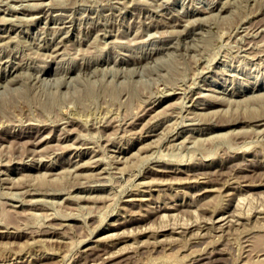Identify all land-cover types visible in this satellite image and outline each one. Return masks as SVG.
I'll return each mask as SVG.
<instances>
[{
    "label": "rangeland",
    "instance_id": "374dc122",
    "mask_svg": "<svg viewBox=\"0 0 264 264\" xmlns=\"http://www.w3.org/2000/svg\"><path fill=\"white\" fill-rule=\"evenodd\" d=\"M53 1L47 0L46 4V0H0V70H3L0 71V99H3L0 108L5 109L0 111V124H4L3 129L0 126V264H264V133L261 134L264 131L261 129V126L264 128V112H261L264 111V97H260L264 96V0H228L230 4L225 3L227 0H224L225 4L223 0H137L139 3L132 0L128 5L131 0L127 3L126 0H118L119 3L117 0H111V3L110 0ZM33 4L37 5L34 10L31 8ZM13 6H20V10ZM35 15L39 18L33 17ZM18 16H24V19ZM27 16L32 19L26 20ZM50 25L52 31L49 32ZM69 27L71 31H68ZM65 33L67 36L62 38ZM5 35L9 39H5ZM76 35L82 37L83 42ZM76 38L82 43L78 39L76 42ZM43 52L50 54L47 57ZM114 57L119 59L117 63ZM83 62L95 63V67ZM28 66L31 67L28 69ZM34 66L40 68L37 70ZM85 66L89 68L85 69ZM27 75L31 77L28 79ZM169 86H175L176 90L169 89ZM228 93L235 99L232 100ZM223 97L229 100L225 102ZM155 111L157 113L153 115ZM193 111L197 114L194 115ZM234 111L235 114H230ZM236 114L233 120L232 116ZM186 115L192 116L188 118ZM248 116L255 121L252 118L250 121ZM203 129H206L205 133ZM249 129L253 131L250 133ZM256 129H260L258 137ZM72 144L76 148H72ZM38 157H44L43 161ZM76 158L86 166L80 165ZM97 160L98 164L92 168ZM88 162L91 164L87 166ZM73 164L80 165L78 169L75 167L77 172ZM161 168L165 170L161 171ZM96 169L102 172H96ZM78 172L80 175L76 174ZM4 177L10 178V182ZM184 177L187 180L184 181ZM136 183L140 191L134 188ZM29 187L35 188L28 190ZM25 188L28 189L24 193ZM222 214L224 222L220 219ZM173 225H177L175 229ZM50 226L55 227L53 231ZM11 230L15 232L10 233ZM191 233L193 237H188ZM36 255L39 258L36 259ZM101 255L109 257L104 259ZM98 260L102 261L96 263Z\"/></svg>",
    "mask_w": 264,
    "mask_h": 264
},
{
    "label": "bare ground",
    "instance_id": "6f19581e",
    "mask_svg": "<svg viewBox=\"0 0 264 264\" xmlns=\"http://www.w3.org/2000/svg\"><path fill=\"white\" fill-rule=\"evenodd\" d=\"M42 1H43V0H42ZM48 1H50V0H48ZM51 1L54 2L53 0H51ZM107 1H108V0H107ZM113 1H114V0H113ZM129 1H130V0H129ZM135 1H136L137 3H139V1H137V0H135ZM225 1H226V0H225ZM225 1H224V0L222 1L223 4H225V3H226V4H230V2H228V0H227V2H225ZM230 1H231V0H230ZM234 1H236V0H234ZM237 1H238V0H237ZM57 2H58V1H57ZM115 2H116V0H115ZM115 2H114V3H115ZM117 2H118V0H117ZM122 2H124V1H122ZM122 2H121V3H122ZM125 2L127 3V0H126ZM136 2H135V3H136ZM218 2H219V1H218ZM224 2H225V3H224ZM232 2H233V0H232ZM232 2H231V3H232ZM31 3H33V2H31ZM31 3H30V5H31ZM36 3H37V2H35V4H36ZM39 3H41V1H40ZM50 3H51V2H50ZM55 3H56V0H55ZM55 3H54L53 5H55ZM109 3H111V0H110ZM118 3H119V2H118ZM121 3H120V4H121ZM126 3H122V4H126ZM131 3H132V0L130 1V3H127V5H128V4H131ZM137 3H136V4H137ZM141 3H142V2H141ZM219 3H220V2H219ZM219 3H218V4H219ZM27 4H29V3H27ZM35 4H33V5H32L33 7H31L33 10H34L35 7H37V5H35ZM37 4H38V3H37ZM46 4H47V0H46ZM48 4H49V2H48ZM136 4H135V5H136ZM142 4H143V3H142ZM23 5L25 6L26 4H23ZM34 5H35V7H34ZM40 5H42V4H40ZM43 5H44V4H43ZM43 5H42V6H43ZM106 5H107V4H106ZM127 5H124V7L127 6ZM220 5H221V4H220ZM220 5H219V6H220ZM20 6H21V5H20ZM20 6H19V7H20ZM28 6H29V5H28ZM51 6H52V5H51ZM51 6H49V8H51ZM104 6H105V5H104ZM129 6H133V4H132V5H129ZM129 6H128V7H129ZM213 6H214V5H213ZM227 6H228V5H227ZM13 7H14V6H13ZM19 7H16V8L14 7V9H17V10H18ZM26 7H27V5H26ZM29 7H30V6H29ZM29 7H28V8H29ZM47 7H48V6H47ZM52 7H53V6H52ZM54 7H56V6H54ZM105 7H106V6H105ZM114 7H115V5H114ZM120 7H121V6H120ZM120 7H119V8H120ZM128 7H126V8L129 9ZM211 7H212V6H211ZM215 7H216V5H215ZM217 7H218V6H217ZM223 7H224V5H223ZM9 8H10V7H9ZM11 8H12V6H11ZM23 8H24V7H23ZM23 8H22V9H23ZM39 8H40V7H39ZM41 8H42V7H41ZM44 8H45V7H44ZM102 8H103V6H102ZM106 8H107V7H106ZM126 8H125V9H126ZM130 8H131V7H130ZM146 8H147V7H146ZM224 8H225V7H224ZM7 9H8V7H7ZM7 9H6V11H7ZM12 9H13V8H12ZM12 9H11V10H12ZM55 9H56V8H55ZM107 9H108V8H107ZM110 9H111V8H110ZM121 9H124V8L121 7ZM121 9H119V11H120ZM147 9H148V8H147ZM214 9H215V8H214ZM216 9H217V8H216ZM216 9H215V10H216ZM221 9H223V8L220 7V10H221ZM227 9H228V8H227ZM19 10H20V8H19ZM27 10H30V9H27ZM38 10H39V9H38ZM38 10H37V11H38ZM43 10H44V9H43ZM48 10H50V9H48ZM114 10H115V9H114ZM145 10H146V9H145ZM148 10H149V9H148ZM195 10H196V9H195ZM195 10H194V11H195ZM199 10H200V8H199ZM199 10H198V11H199ZM202 10H204V9H202ZM202 10H201V11H202ZM205 10H206V9H205ZM225 10H226V9H225ZM4 11H5V10H4ZM6 11H5V13H6ZM12 11H14V10H12ZM30 11H31V10H30ZM39 11H41V9H40ZM51 11H52V9H51ZM53 11H55V10H53ZM107 11H108V10H107ZM109 11H110V10H109ZM109 11H108V12H109ZM121 11H122V10H121ZM127 11H128V10H127ZM130 11H131V10H130ZM213 11H214V10H213ZM218 11H219V10H218ZM218 11H217V13H218ZM226 11H227V10H226ZM228 11H230V10H228ZM7 12H8V11H7ZM9 12H10V11H9ZM15 12H16V11H15ZM15 12H14V13H15ZM21 12H22V11H21ZM25 12H27V11H25ZM42 12H43V11H42ZM42 12H41V15H42ZM110 12H112V11H110ZM114 12H115V11H114ZM114 12H113V13H114ZM203 12H205V11H203ZM203 12H201V13H203ZM206 12H208V10H207ZM211 12H212V11H211ZM220 12H221V11H220ZM33 13H35V12H33ZM33 13H32V15H33ZM116 13H119V12H116ZM116 13H115V15H116ZM121 13H122V12H121ZM121 13H120V14H121ZM125 13H127V12H125ZM138 13H139V12H138ZM159 13H161V12H159ZM192 13H193V12H192ZM3 14H4V13H3ZM11 14H12V13H11ZM11 14H10V15H11ZM23 14H24V13H23ZM26 14H27V13H26ZM39 14H40V13H39ZM39 14H38V16H39ZM49 14H50V13H49ZM49 14L47 15V11H46V15L49 16ZM106 14H107V13H106ZM110 14H112V13H110ZM136 14H137V13H136ZM136 14H135V15H136ZM144 14H145V13H144ZM144 14H143V15H144ZM147 14H148V13H147ZM151 14H152V13H151ZM157 14H158V13H157ZM194 14H195V13H194ZM12 15H13V14H12ZM16 15H17V14H16ZM21 15H22V14H21ZM51 15H52V14H51ZM55 15H57V14H54V16H55ZM125 15H126V14H125ZM132 15H133V14H132ZM137 15H138V14H137ZM140 15H141V13H140ZM140 15H139V16H140ZM166 15H167V14H166ZM196 15H197V13H196ZM29 16H30V15H29ZM29 16H27V18H25V19H26V20H27V19H32L31 17L29 18ZM47 16H46V17H47ZM133 16H134V15H133ZM139 16H138V17H139ZM148 16H149V14H148ZM152 16H153V15H152ZM169 16H170V15H168V17H169ZM172 16L174 17V15H172ZM177 16H179V15H176L175 17H177ZM18 17H19V16H18ZM18 17H17V18H18ZM21 17H22V19H24V18H23L24 16H21ZM21 17H19V19H20ZM33 17L36 18L37 16L35 15V16H33ZM42 17H43V16H42ZM51 17H52V16H51ZM138 17L136 16V18H138ZM160 17H161V16H160ZM166 17H167V16H166ZM168 17H167V19H168ZM181 17H182V16H181ZM13 18L16 19V16H15V17L13 16ZM35 18H34V19H35ZM37 18H39V17H37ZM43 18H45V17H43ZM57 18H59V16H57ZM57 18H55V19H57ZM60 18H61V17H60ZM60 18H59V20L61 21L62 19H60ZM103 18H104V17H103ZM197 18H198V17H197ZM197 18H195V19H197ZM8 19H9V18H8ZM10 19H11V18H10ZM47 19H49V17H48ZM47 19H46V20H47ZM108 19H109V18H108ZM164 19H165V18H164ZM173 19H174V18H173ZM179 19H180V18H179ZM181 19H182V18H181ZM198 19H199V18H198ZM40 20H41V19H40ZM42 20H43V19H42ZM44 20H45V19H44ZM49 20H50V19H49ZM64 20H65V23H66L67 20H66V19H64ZM64 20L62 21V23L64 22ZM96 20H97V19H96ZM102 20H103V19H102ZM102 20H101V21H102ZM104 20H105V18H104ZM109 20H110V19H109ZM109 20H108V22H109ZM170 20H171V19H170ZM177 20H178V18H177ZM55 21H56V20H55ZM60 21H59V22H60ZM162 21H165V20H163V18H162ZM180 21H181V20H180ZM180 21H179V22H180ZM43 22H44V21H43ZM47 22H49V21L47 20ZM47 22H46V23H47ZM97 22H99V21H97ZM156 22H158V21H156ZM156 22H155V23H156ZM167 22H168V21H167ZM171 22H172V20H171ZM171 22H169V23H171ZM175 22H176V21H175ZM55 23H56V22H55ZM68 23H69V22H68ZM94 23H95V22H94ZM104 23H105V21H104ZM104 23H103V25H104ZM109 23H110V22H109ZM111 23H112V22H111ZM147 23H149V22H147ZM49 24H50V22H49ZM60 24H61V23H60ZM60 24H59V25H60ZM69 24H70V23H69ZM97 24H98V23H97ZM106 24H107V23H106ZM114 24H115V23H114ZM116 24H117V21H116ZM116 24H115V25H116ZM122 24H123V23H122ZM165 24H166V21H165L164 25H165ZM173 24H174V26L176 25V23H173ZM177 24H178V21H177ZM179 24H180V23H179ZM52 25H53V23H52ZM54 25H56V24H54ZM54 25H53V26H54ZM59 25H58V26H59ZM65 25H67V23H66ZM92 25H93V24H92ZM92 25H91V26H92ZM94 25H95V24H94ZM98 25H99V24H98ZM103 25H102V28H103ZM109 25H110V24H109ZM111 25H112V24H111ZM155 25H156V24H155ZM46 26H47V25H46ZM50 26H51V25H50ZM63 26H64V25H63ZM67 26H68V25H67ZM67 26H65V27L68 28ZM71 26H72V25H71ZM147 26H148V25H147ZM147 26H146V28H148ZM157 26H158V24H157ZM159 26H160V25H159ZM172 26H173V25H172ZM262 26H263V25H262ZM48 27H49V26H48ZM56 27H57V26H56ZM92 27H93V26H92ZM92 27H91V28H92ZM105 27H108V26L105 25ZM105 27H104V28H105ZM112 27H113V26H112ZM112 27H111V28H112ZM149 27H150V26H149ZM151 27H152V26H151ZM153 27H154V25H153ZM161 27H162V26H161ZM239 27L241 28V26H239ZM260 27H261V25H260ZM260 27H259V28H260ZM43 28H44V26H43ZM50 28H52V26L49 27V29H50ZM57 28H58V27H57ZM59 28H60V27H59ZM94 28H95V27H94ZM94 28H93V29H94ZM158 28H159V27H158ZM257 28H258V27H257ZM263 28H264V27H263ZM12 29H13V28H12ZM47 29H48V28H47ZM54 29H55V28H54ZM54 29H53V31H54ZM60 29H61V28H60ZM100 29H101V27H100ZM108 29H109V27H108ZM108 29H106V30H108ZM117 29H118V28H117ZM117 29H116V30H117ZM149 29H151V28H149ZM55 30H57V29H55ZM61 30L63 31L64 29L62 28ZM67 30H68V29H67ZM98 30H99V29H98ZM104 30H105V29H104ZM109 30H110V29H109ZM112 30H113V28H112ZM240 30H241V29H240ZM260 30H261V28H260ZM260 30H258V31H260ZM6 31H9V30L7 29ZM50 31H52V29H50L49 32H50ZM62 31H61V32H62ZM64 31H65V30H64ZM68 31H71V30H70V27H69V30H68ZM68 31H67V32H68ZM102 31H103V30H102ZM102 31H101V32H102ZM4 32H5V31H4ZM4 32H3V33H4ZM43 32H44V31H43ZM45 32H46V31H45ZM58 32H59V29H58ZM61 32H60V34H62ZM67 32H66V33H67ZM97 32H98V31H97ZM110 32H111V31H110ZM116 32H117V31H116ZM55 33H57V32H54V34H55ZM66 33H65V34H66ZM68 33H69V32H68ZM99 33H100V31H99ZM99 33H98V34H99ZM102 33H103V32H102ZM107 33H108V32H107ZM5 34H6V33H5ZM45 34H46V33H45ZM49 34H50V33H49ZM60 34H59V35H60ZM69 34H70V33H69ZM69 34H68V35H69ZM95 34H96V33H95ZM98 34H96V36H97ZM100 34H101V33H100ZM103 34H104V33H103ZM109 34H110V33H109ZM111 34H112V33H111ZM52 35H53V32H52ZM55 35H56V34H55ZM55 35H54V36H55ZM106 35H107V34H106ZM113 35H114V34H113ZM7 36H8V34H7ZM7 36L5 35V39L7 38ZM63 36L65 37V36H67V34H66V35H62V38H63ZM76 36H79V35H76ZM98 36H99V35H98ZM0 37H1V35H0ZM3 37H4V34H3ZM3 37H2V38H3ZM9 37H10V35H9ZM52 37H53V36H52ZM52 37H51V38H52ZM56 37H58V35H57ZM56 37H55V38H56ZM60 37H61V36H60ZM69 37H70V36H69ZM71 37H72V35H71ZM85 37H86V36H85ZM105 37H106V36H105ZM43 38H44V36H43ZM79 38H80V36H79ZM79 38H76L75 41L77 42V39H78V41L81 42V41H82V39H81L82 37L80 38L81 41L79 40ZM7 39H9V38H7ZM10 39H11V38H10ZM67 39H68V38H67ZM69 39H70V38H69ZM74 39H75V38H74ZM74 39H73V40H74ZM83 39H85V38H83ZM86 39H88V37H87ZM89 39H90V38H89ZM0 40H1V39H0ZM3 40H4V39H2V41H3ZM46 40H47V39H46ZM50 40H51V39H50ZM52 40H53V38H52ZM54 40H55V39H54ZM57 40H59V38H58ZM93 40H95V39L93 38L92 41H93ZM4 41H7V40H4ZM43 41H44V40H43ZM59 41H61L62 44H63V41L61 40V38H60ZM61 42H60V43H61ZM64 42H65V41H64ZM72 42H73V41H72ZM82 42H83V41H82ZM82 42H81V43H82ZM85 42H86V41H85ZM2 43H5V42H2ZM60 43H59V45H60ZM42 44H43V43H42ZM42 44H41V45H42ZM49 44H50V43H49ZM49 44H47V45H49ZM53 44H56V43H53ZM72 44H74V42H73ZM0 45H1V44H0ZM47 45H46V47H47ZM79 45H81V44L79 43ZM167 45H168V44H167ZM167 45H166V46H167ZM49 46H50V45H49ZM169 46H171V45H169ZM42 47L44 48V45H43ZM55 47H56V46H54L53 49H54ZM58 47H59V46L57 45V48H58ZM163 47L165 48V46H163ZM163 47H162V48H163ZM39 48H40V47H39ZM61 48H62V47H61ZM159 48H160V47H159ZM45 49H47V48H45ZM49 49H50V48H49ZM49 49H48V50H49ZM53 49H52V50H53ZM43 51H45V50H43ZM59 51H60V50H59ZM50 52H51V50H50ZM56 52H58V51H56ZM43 53H44V52H43ZM51 53H52V52H51ZM44 54H45V53H44ZM46 54H47V53H46ZM46 54H45V55H46ZM48 54H50V53L48 52ZM48 54H47V57L49 56ZM55 54H56V53H55ZM55 54H53V55H55ZM59 54H60V52H59ZM7 55H8V54H7ZM53 55H51V56H53ZM57 55H58V54H57ZM83 55L85 56V54H83ZM147 55H148V54H147ZM93 56H95V55H93ZM96 56H97V55H96ZM101 56H102V55H101ZM141 56H142V55H140L139 57H140V58H143V57H141ZM150 56H151V55H150ZM15 57H17V56H15ZM90 57H91V55H90ZM90 57H89V58H90ZM104 57H105V56H104ZM104 57H102V58H104ZM123 57H124V56H123ZM137 57H138V56H137ZM148 57H149V56H148ZM9 58H10V57H9ZM98 58H100V57H98ZM109 58H110V57H109ZM111 58H112V57H111ZM125 58H126V57H124V59H125ZM146 58H147V57H146ZM0 59H1V58H0ZM2 59H3V58H2ZM5 59H6V58H5ZM15 59H16V58H15ZM87 59H88V58H87ZM114 59H116V63H117V61L119 60V59H117V58H115V57H114ZM124 59H122V60H124ZM127 59H128V58H127ZM133 59H134V57H133ZM136 59H137V58H136ZM136 59H135V60H136ZM138 59H139V58H138ZM151 59H152V57H151ZM151 59L148 60V61L150 62ZM3 60H4V59H3ZM8 60H9V59H8ZM13 60H14V59H13ZM48 60H49V59H48ZM48 60H47V61H48ZM91 60H92V58H90V61H91ZM95 60H96V59H95ZM98 60H99V59H98ZM101 60H102V59H101ZM111 60H112V59H111ZM122 60H120V61H122ZM135 60H134V61H135ZM144 60H145V59H144ZM146 60H147V59H146ZM0 61H1V60H0ZM11 61H12V59H11ZM16 61H17V60H16ZM16 61H14V62H16ZM19 61H20V63L22 62L21 60H19ZM125 61H126V59H125ZM127 61H128V60H127ZM140 61L142 62V60H140ZM1 62H2V61H1ZM1 62H0V63H1ZM5 62H7V60H6ZM5 62H4V64H5ZM17 62H18V61H17ZM24 62H25V61H24ZM24 62H23V63H24ZM45 62H46V60H45ZM81 62H82V61H81ZM107 62H108V61H107ZM110 62H111V61H109V64H110ZM113 62H114V64H115V61H113ZM137 62H138V61H137ZM141 62H140V63H141ZM144 62H145V61H144ZM149 62H147V63H149ZM8 63H10V62H8ZM83 63H84V62H83ZM83 63H82V65L85 64V63H84V64H83ZM86 63H87V62H86ZM96 63H97V62H96ZM100 63H102V62H100ZM111 63H112V62H111ZM119 63H120V62H119ZM126 63H127V62H126ZM129 63H131V60H130ZM129 63H128V64H129ZM135 63H136V62H135ZM138 63H139V62H138ZM2 64H3V63H2ZM13 64H14V63H13ZM48 64H49V63H48ZM92 64H93V63H92ZM124 64H125V63H124ZM128 64H127V67L129 66ZM131 64H132V63H131ZM136 64H137V63H136ZM20 65H21V64H20ZM28 65H29V64H28ZM43 65H44V64H43ZM43 65H42V66H43ZM46 65H47V63H46ZM80 65H81V64H80ZM82 65H81V67L83 68L84 66H82ZM85 65H89V63H88V64H85ZM94 65H95V63H94L93 65H89V66H94ZM115 65H116V64H115ZM117 65H119V64H117ZM121 65H122V62H121ZM144 65H145V64H144ZM144 65H143V66H144ZM0 66H1V65H0ZM9 66H10V65H9ZM11 66H13V65L11 64ZM17 66H18V65H16L15 67H17ZM48 66H49V65H48ZM89 66H88V67L85 66V69H86V67L89 68ZM97 66H98V65H97ZM97 66H96V67H97ZM125 66H126V64H125ZM138 66L140 67V65H138ZM6 67H8V66H6ZM6 67H5V68H6ZM20 67H21V66H20ZM29 67H31V66H28V69H29ZM34 67H36V66H34ZM81 67H80V69H81ZM94 67H95V66H94ZM94 67H93V68H94ZM130 67H131V66H130ZM11 68H12V67H11ZM11 68H10V69H11ZM39 68H40V67H38V68L36 67L37 70H38ZM41 68H42V70H43L44 67H41ZM54 68H56V67H54ZM90 68H91V67H90ZM132 68H133V67H132ZM134 68H135V67H134ZM134 68H133V69H134ZM21 69H22V68H21ZM21 69H20V70H21ZM44 69L46 70V68H44ZM50 69H52V68H50ZM68 69H69V68H68ZM71 69H72V68L70 67V70H71ZM75 69H77V67H76ZM78 69H79V68H78ZM1 70H2V69H1ZM1 70H0V71H1ZM22 70H23V69H22ZM34 70H35V69H34ZM37 70H35V72H36ZM2 71H3V70H2ZM8 71H9V70H7V72H8ZM15 71H17V70H15ZM39 71H41V70H39ZM39 71H38V72H39ZM43 71H44V70H43ZM53 71H54V70H53ZM55 71H56V69H55ZM84 71H85V70H84ZM5 72H6V71H5ZM20 72H21V75H22V71H20ZM50 72H51V71H50ZM78 72H79V71H78ZM69 73H71V72H69ZM2 74H3V73H2ZM37 74H38V76H40V75H39L40 73H37ZM67 74H68V72H67ZM4 75H5V74H4ZM8 75H10V74H8ZM18 75H20V73H19ZM18 75L15 74L16 77H18ZM49 75H50V74H49ZM64 75H65V74H64ZM76 75H77V74H76ZM15 76L13 75V79H14ZM28 76H30V75H27V78H28ZM0 77H1V76H0ZM4 77H7V76H4ZM9 77H12V76H9ZM19 77H21V76H19ZM19 77H18V78H19ZM22 77H23V75H22ZM30 77H31V76H30ZM30 77H29V78H30ZM45 77H46V76H45ZM71 77H72V76H71ZM1 78H2V77H1ZM1 78H0V79H1ZM23 78H24V77H23ZM25 78H26V77H25ZM29 78H28V79H29ZM11 79H12V78H11ZM11 79H10V82H12ZM16 79H17V78H16ZM16 79H15V80H16ZM21 79H22V78H21ZM42 79H44V77H43ZM7 80H8L7 82H9V78H8ZM13 81H14V80H13ZM20 81H21V80H20ZM22 81L24 82V80H22ZM3 82H4V81H2V83H3ZM15 82H16V81H15ZM4 83H6V82H4ZM17 83H18V82H17ZM19 83H20V82H19ZM0 84H1V83H0ZM15 84H16V83H15ZM175 84H176V83H175ZM2 85H3V84H2ZM5 85H6V84H5ZM5 85H4V86H5ZM177 85H178V87H179L180 84H177ZM181 85L183 86L184 84H181ZM4 86H3V87H4ZM7 86H8V84H7L5 87L7 88ZM175 86H176V85H175ZM175 86H174V87L172 86V87L175 88ZM253 86H254V85H253ZM257 86H258V84H257ZM261 86H262V85H261ZM5 87H4V88H5ZM8 87H9V86H8ZM172 87L169 86V89H171ZM178 87H177V88H178ZM183 87H184V86H183ZM185 87H186V86H185ZM194 87H195V86H194ZM199 87H200V86H199ZM9 88H10V87H9ZM179 88H180V87H179ZM187 88H188V86H187ZM187 88H186V90H187ZM189 88H190V87H189ZM191 88H192V87H191ZM197 88H198V87H197ZM200 88H201V87H200ZM222 88H223V87H222ZM257 88H258V87H257ZM262 88H263V87H262ZM181 89H183V88H181ZM209 89H210V88H209ZM214 89H215V88H214ZM224 89H226V88H224ZM251 89H252V88H251ZM258 89H259V88H258ZM173 90H174V89H173ZM173 90H172V92H173ZM175 90H176V88H175ZM192 90H193V89H192ZM212 90H213V89L211 88V91H212ZM215 90H217V89H215ZM232 90H233V89H232ZM232 90H231V92H232ZM236 90H237V89H235V92H237ZM242 90H243V88H242ZM246 90H247V89H246ZM253 90H254V89H253ZM253 90H251V92H252ZM25 91H26V90H25ZM179 91H180V90H179ZM198 91H199V90H198ZM198 91H196V92H198ZM200 91H201V90H200ZM213 91H214V90H213ZM217 91L220 92L221 90H220V91L217 90ZM222 91H224V90H222ZM238 91L240 92L239 89H238ZM244 91H245V90H244ZM174 92H175V91H174ZM174 92H173V93H174ZM177 92H178V90L176 91V93H177ZM181 92H183V91H181ZM193 92H194V91H193ZM226 92H227V91H226ZM246 92H247V91H246ZM24 93H25V92H24ZM165 93H168V90H167V92H165ZM165 93H164V95H165ZM170 93H171V91H170ZM189 93H190V92H189ZM191 93H192V92H191ZM223 93H224V92H223ZM223 93H222V94H223ZM174 94H175V93H174ZM186 94H187V93H186ZM186 94H185V95H186ZM200 94H201V93H200ZM225 94H226V93H225ZM228 94H229V93H228ZM230 94H231V93H230ZM230 94H229V95H230ZM232 94H235V93L233 92ZM237 94H238V93H237ZM242 94H243V93H242ZM9 95H10V94H9ZM13 95H14V94H13ZM25 95H26V94H25ZM171 95H172V93H171ZM178 95H179V94H178ZM183 95H184V94H183ZM183 95H182V96H183ZM189 95H191V94H189ZM210 95H211V94H210ZM240 95H241V94H240ZM243 95H244V94H243ZM245 95H246V94H245ZM11 96H12V95H11ZM11 96H9V97H11ZM180 96H181V95H180ZM182 96H181V97H182ZM203 96H204V95H203ZM205 96H206V95H205ZM212 96H215V95L212 94ZM218 96H219V94H218ZM218 96L216 95L215 97L218 98ZM221 96H222V95H221ZM230 96H231V95H230ZM81 97H82V96H81ZM192 97H194V96L192 95ZM196 97H197V95H196ZM201 97H202V96H200V98H201ZM231 97H232V100H233V97H234V96H231ZM252 97H253V96H252ZM257 97H258V96H257ZM260 97H264V96H260ZM158 98H159V97H158ZM183 98H185V97H183ZM198 98H199V97H198ZM202 98H203V97H202ZM202 98H201V99H202ZM243 98H244V97H243ZM8 99H10V98L7 97V101H9ZM209 99H211V98H209ZM213 99H214V98H213ZM223 99H224V97H223ZM223 99H222V100H223ZM234 99H235V97H234ZM240 99H241V98H240ZM247 99H248V98H247ZM256 99H257V98H256ZM0 100L2 101L3 99H0ZM4 100H5V99H4ZM163 100H164V99H163ZM195 100H197V99H195ZM203 100H205V99H203ZM218 100L220 101V98H219ZM218 100H217V101H218ZM222 100H221V102H222ZM225 100H226V101H225ZM227 100H229V98L224 99L225 102H227ZM244 100H245V99H244ZM244 100H243V101H244ZM253 100H254V99H253ZM260 100H261V99H260ZM153 101H154V100H153ZM153 101H152V103H153ZM156 101H157V100H156ZM191 101H192V100H191ZM213 101H214V100H213ZM215 101H216V100H215ZM219 101H218V102H219ZM224 101H223V102H224ZM246 101H247V100H246ZM2 102H3V101H2ZM2 102H1V103H2ZM4 102H6V101H4ZM183 102H184V101H183ZM210 102H211V101H210ZM210 102H209V103H210ZM6 103H7V102H6ZM203 103H204V102H203ZM214 103H215V102H213V104H214ZM228 103H230V102L228 101ZM228 103H227V104H228ZM236 103H238V102H236ZM184 104H185V103H184ZM184 104H183V105H184ZM201 104H202V102H201ZM204 104H205V103H204ZM211 104H212V103H211ZM211 104H210V105H211ZM221 104H222V103H221ZM224 104L226 105V103H224ZM224 104H223V105H224ZM3 105H6V104H3ZM186 105H188V104H186ZM205 105H206V104H205ZM210 105H209V106H210ZM214 105H216V104H214ZM7 106H8V105H7ZM7 106H5V107L7 108ZM188 106H189V105H188ZM198 106H199V104H198ZM203 106H204V105H203ZM206 106H207V105H206ZM0 107H2L1 104H0ZM200 107H201V106H200ZM148 108H149V107H148ZM184 108H185V106H184ZM184 108H183V109H184ZM151 109H152V108H151ZM153 109H154V108H153ZM155 109H156V108H155ZM183 109H182V110H183ZM187 109H188V108H187ZM187 109H186V111H188ZM190 109H191V108H190ZM190 109H189V111H190ZM197 109H198V108H197ZM206 109H207V108H206ZM209 109H211V108H209ZM3 110L5 111L4 108H3ZM3 110H1V108H0V111H1V112H2ZM7 110H8V109H6V111H7ZM160 110H161V109H159V111H160ZM192 110H193V109H192ZM4 111H3V112H4ZM145 111H146V110H144L143 112L145 113ZM151 111H152V110H151ZM194 111H196V110H194ZM194 111H193V113H195ZM209 111H210V110H209ZM209 111H208V112H209ZM1 112H0V113H1ZM141 112H142V111H141ZM147 112H149V111H147ZM190 112H191V111H190ZM205 112H207V111H205ZM208 112H207V113H208ZM224 112H225V111H223V114H224ZM231 112H233V111H231ZM261 112H264V111H261ZM155 113H157V111H155V112L153 113V115H154ZM186 113H187V112H186ZM193 113H191V114L193 115ZM211 113H212V110H211ZM211 113L209 112L208 114H211ZM213 113H215V111H214ZM2 114H3V113H2ZM187 114H188V113H187ZM196 114H197V112H196L194 115H196ZM198 114H199V112H198ZM208 114H207V115H208ZM227 114H228V113L225 112V115H227ZM230 114H232V115L235 114V111H234V113H230ZM261 114H262V113H261ZM144 115H145V114H144ZM148 115L151 116V114H148ZM192 115H189V116L186 115V116L189 118V117L192 116ZM201 115H202V113H201ZM203 115H204V114H203ZM244 115H245V114H244ZM246 115H247V114H246ZM258 115L260 116L259 113H258ZM141 116H142V114H141ZM150 116H149V117H150ZM198 116H199V115H198ZM228 116H230V115L228 114ZM228 116H227V117H228ZM235 116H237V114L234 115V116H232V119H233V117H235ZM238 116H239V115H238ZM256 116H257V114L254 115L253 118L255 119ZM259 116H258V117H259ZM262 116H263V119H264V115H263V114H262ZM4 117H5V115H4ZM143 117H144V116H143ZM143 117H142V118H143ZM149 117L146 118V121L149 119ZM152 117H153V116H152ZM196 117H197V116H196ZM227 117H226V122H228L227 120H229ZM248 117H249V116H248ZM248 117H247V118H244V117H243V118H244L245 120H246V119L249 120V118H250V121H253V120H254V119L252 118V116L249 117V118H248ZM258 117H257V119L259 120ZM140 118H141V117H140ZM199 118H201V117H199ZM199 118H198V119H199ZM213 118H215V116H214ZM239 118H240V117H239ZM241 118H242V116H241ZM251 118H252L253 120H252ZM0 119H1V118H0ZM198 119L196 118V120H198ZM260 119H261V118H260ZM3 120H4V118H2V121H3ZM136 120H137V119H136ZM139 120H140V119H139ZM202 120H203V119H202ZM233 120H234V119H233ZM239 120H241V119H239ZM239 120H238V121H239ZM245 120H244V121H245ZM4 121H5V120H4ZM63 121H65V120H63ZM63 121H62V122H63ZM134 121H135V120H134ZM137 121H138V120H137ZM146 121H145V122H146ZM203 121H206V118H205V120H203ZM210 121H211V117H210ZM210 121H209V123H210ZM213 121H214V120H213ZM215 121H216V119H215ZM215 121H214V122H215ZM220 121H221V120H220ZM220 121L218 122V124H217V122H216V124L219 125ZM230 121H232V120H230ZM236 121H237V120H236ZM241 121H242V120H241ZM244 121H243V123H244ZM254 121H255V120H254ZM62 122H61V124H63ZM70 122H71V121H70ZM139 122H140V121H139ZM148 122H149V121H148ZM197 122H198V121H197ZM223 122H224V121L222 120V123H223ZM239 122H240V121H239ZM260 122H261V121H260ZM132 123H133V122H132ZM143 123H144V122H143ZM195 123H196V122H195ZM200 123H201V122H200ZM200 123H199V124H200ZM203 123L205 124V122H203ZM207 123H208V120H207ZM209 123H208V124H209ZM212 123H213V122H212ZM230 123H231V122H230ZM230 123H229V124H230ZM234 123H235V122H234ZM247 123H248V121H247ZM262 123H263V122H262ZM1 124H2V123H1ZM1 124H0V126H1ZM59 124H60V123H59ZM61 124H60V127L62 126ZM67 124H68V122H67ZM70 124H71V123H70ZM135 124H136V122H135ZM138 124H139V123H138ZM191 124H194V123L192 122ZM223 124H224V123H223ZM240 124H241V123H240ZM245 124H246V123H245ZM245 124H244V125H245ZM252 124H253V123H252ZM255 124H257V123H255ZM255 124H254V125H255ZM259 124H260V123H259ZM201 125H202V124H201ZM210 125H211V124H210ZM213 125H215V124H213ZM224 125H225V124H224ZM233 125H234V124H233ZM236 125H238V124H236ZM247 125H248V124H247ZM263 125H264V123H263ZM3 126H4V124H3ZM3 126H1V128H2ZM142 126H143V124H142ZM146 126H147V125H146ZM211 126H212V125H211ZM211 126H210V127H211ZM222 126H223V125H222ZM227 126H228V125H227ZM238 126H239V125H238ZM248 126H249V125H248ZM60 127H59V128H60ZM64 127H65V126H64ZM144 127H145V126H144ZM223 127L225 128V126H223ZM236 127H237V126H236ZM250 127H251V126H250ZM255 127H257V126H255ZM255 127H254V128H255ZM24 128H25V127H24ZM65 128H67V126H66ZM68 128H69V127H68ZM130 128H131V127H130ZM194 128H195V127H194ZM201 128H202V127H201ZM201 128H200V129H201ZM206 128H207V127H206ZM211 128H212V127H211ZM213 128H214V127H213ZM233 128H234V127H233ZM251 128H252V127H251ZM258 128H259V127H258ZM2 129H3V128H2ZM143 129H144V128H143ZM195 129H197V128H195ZM218 129H219V127H218ZM261 129H264V128L261 126ZM11 130H12V129H11ZM197 130H198V129H197ZM203 130H204V129H203ZM203 130H202V131H203ZM205 130H206V129H205ZM205 130H204V133H205ZM209 130H210V128H209ZM249 130H250V129H249ZM249 130H248V131H249ZM256 130L259 131L260 129H256ZM256 130H254L253 133H255ZM25 131H26V130H25ZM198 131H199V130H198ZM198 131H197V132H198ZM210 131H211V130H210ZM212 131H213V130H212ZM240 131L243 132L242 130H240ZM245 131H246V130H245ZM248 131H247V132H248ZM251 131H253V130H250L249 132L251 133ZM257 131H256V133H257ZM66 132H67V131H66ZM144 132H145V131H144ZM208 132H209V131H208ZM208 132H207V134H208ZM237 132H238V131H237ZM22 133H23V132H22ZM64 133H65V131H64ZM177 133H178V132H177ZM199 133H200V132H199ZM238 133H239V132H238ZM256 133H255V134H256ZM262 133H264V131H261V134H262ZM143 134H144V133H143ZM149 134H150V133H148V135H149ZM152 134H153V133H152ZM200 134H201V133H200ZM239 134H240V133H239ZM241 134H242V133H241ZM241 134H240V135H241ZM259 134H260V131L258 132V134H256V136H257V135L259 136ZM21 135H23V134H21ZM64 135L67 136L66 134H64ZM144 135H146V137H147V132H146ZM176 135H177V134H176ZM195 135H196V134H195ZM202 135H203V134H202ZM242 135H243V134H242ZM242 135H241V136H242ZM251 135H253V134H251ZM251 135H250V136H251ZM19 136H20V134H19ZM44 136H45V135H44ZM44 136H42V139H44V138H43ZM57 136H58V135H57ZM142 136H143V135H142ZM177 136H178V135H177ZM179 136H180V135H179ZM193 136H194V135H193ZM235 136H237V135L235 134ZM243 136H244V135H243ZM258 136H257V137H258ZM48 137H49V136H47V140H48ZM55 137H56V136H55ZM58 137H59V136H58ZM237 137H239V136H237ZM45 138H46V137H45ZM60 138H61V136H60ZM192 138H193V137H192ZM251 138H252V137H251ZM40 139H41V138H40ZM42 139H41V141H43ZM55 139H57V138H55ZM62 139H64V138H62ZM76 139H77V138H75V140H76ZM173 139H175L174 136H173ZM37 140H38V139H37ZM44 140H45V139H44ZM49 140H50V139H49ZM72 140H73V139H72ZM75 140H73V142H74ZM38 141H40V140H38ZM38 141H36V142H38ZM76 141H77V140H76ZM243 141H244V140H243ZM244 142H245V141H244ZM31 143L34 144V142H31ZM35 144H36V143H35ZM36 145H37V144H36ZM73 145L75 146V144H72V146H73ZM74 146H73L72 148H76V146H75V147H74ZM77 146H78V145H77ZM146 146H147V145H146ZM78 147H79V146H78ZM35 148H36V147H35ZM144 148H145V147H144ZM25 149H26V148H25ZM27 149H28V148H27ZM32 149H33V148H32ZM29 150H30V149H29ZM33 150H34L33 153L35 154V153H36V152H35V149H33ZM33 150H30V151H33ZM246 150H248V148H247ZM25 151H26V150H25ZM25 151H24V152H25ZM54 151H55V149H54ZM56 151H58V148H57ZM115 151H117V150H115ZM241 151H243V149H242ZM244 151H245V150H244ZM37 152H38V151H37ZM52 152H53V150H52ZM58 152H59V151H58ZM84 152H85V151H84ZM127 152H128V151H127ZM235 152H236V151H235ZM235 152H234V153H235ZM237 152H238V151H237ZM246 152H248V151H246ZM249 152H250V151H249ZM33 153H32V156H33ZM53 153H54V152H53ZM56 153H57V152H56ZM82 153H83V152H81V155H82ZM23 154H24V153H23ZM23 154H22V155H23ZM30 154H31V152H30ZM24 155H25V154H24ZM74 155H76V154H74ZM79 155H80V153H79ZM27 156H28V155H27ZM35 156H37V155H35ZM35 156H34V158H35ZM38 156H39V155H38ZM41 156H42V155H41ZM77 156H78V155H77ZM85 156H86V155H85ZM25 157H26V156H25ZM30 157H31V156H30ZM78 157H79V156H78ZM80 157H81V156H80ZM80 157H79V158H80ZM122 157H123V156H122ZM122 157H121V155H120V158H122ZM249 157H250V156H249ZM36 158H37V157H36ZM36 158H35V159H36ZM38 158H39V157H38ZM43 158H44V157H43ZM43 158H42V159H43ZM241 158H243V157H241ZM32 159H33V158H32ZM40 159H41V158H39V161H40ZM42 159H41V161H43ZM47 159H48V158H47ZM77 159H78V158H76V160H77ZM94 159H95V158H94ZM96 159H97V158H96ZM211 159L213 160V158H211ZM243 159H244V158H243ZM246 159H247V158H246ZM246 159H244V160H246ZM249 159H250V158H249ZM249 159H248V160H249ZM251 159H252V158H251ZM33 160H34V159H33ZM76 160H75V161H76ZM80 160H81V159H80ZM91 160H92V159H91ZM91 160H89V161L91 162ZM99 160H100V159H99ZM115 160H116V159H115ZM118 160H119V159H118ZM118 160H117V161H118ZM152 160H153V159H152ZM202 160H203V159H202ZM11 161H12V160H11ZM11 161H10V162H11ZM36 161L39 162L38 160H36ZM72 161H73V160H72ZM94 161H95V160H93V162H94ZM154 161H155V160H154ZM158 161H159V160H158ZM68 162H69V164H70L71 161H68ZM77 162H78L80 165L83 164V162H82V164H81V161H78V160H77ZM84 162H85V160H84ZM90 162L87 163V166H88V164H89ZM197 162H198V161H197ZM199 162H200V160H199ZM210 162H211V161H210ZM247 162H248V161H247ZM35 163H36V162H35ZM35 163H34V164H35ZM71 163H72V162H71ZM74 163H75V162H74ZM118 163H119V162H118ZM155 163H156V162H154V164H155ZM158 163L161 164L160 161H159ZM163 163H164V162H163ZM169 163H170V162H169ZM205 163H206V162H205ZM205 163H204V164H205ZM211 163H212V162H211ZM211 163H210V164H211ZM244 163H246V161H245ZM39 164H40V163H39ZM48 164H49V163H48ZM48 164H46V165H48ZM50 164H51V163H50ZM53 164H55V163H53ZM90 164H91V163H90ZM90 164H89V165H90ZM95 164H98V160H97V163L95 162L94 164L91 165L92 168H93V165H95ZM197 164H198V163H197ZM201 164H202V163H201ZM204 164H203V165H204ZM3 165H4V164H3ZM76 165H77V164H76ZM80 165H78V166H80ZM174 165H176V164H174ZM185 165H186V164H185ZM206 165H207V164H206ZM213 165H215V164H213ZM249 165H250V164H248V166H247V165H246V166L249 167ZM257 165H258V162H257ZM260 165H261V164H260ZM39 166H40V165H39ZM41 166H42V165H41ZM43 166H44V165H43ZM70 166H71V165H70ZM72 166H74V164H73ZM78 166H77V167H78ZM83 166H86V164H85V165L83 164ZM208 166H209V165H208ZM237 166H239V165H237ZM241 166H242V165H241ZM246 166L244 165V167H246ZM32 167H33V165H32ZM32 167H31V168H32ZM35 167H36V166H35ZM45 167H46V166H45ZM47 167H48V166H47ZM75 167H76V166H74L73 168H75ZM77 167H76V168H77ZM160 167H161V166H160ZM162 167H163V166H162ZM164 167H165V165H164ZM194 167H195V166H194ZM196 167H197V166H196ZM196 167H195V168H196ZM202 167H203V166H202ZM211 167H212V166H211ZM252 167H253V166H252ZM258 167H259V166H258ZM16 168H17V167H16ZM39 168H40V167H39ZM50 168H51V167H50ZM73 168H70V167H69L70 170H71V169L74 170ZM76 168H75V169H76ZM79 168H80V167H79ZM99 168H100V167H99ZM172 168H174V167L172 166ZM179 168H180V167H179ZM197 168H198V167H197ZM204 168H205V167H204ZM204 168H203V169H204ZM208 168H209V167H208ZM249 168H250V167H249ZM262 168H263V166H262ZM8 169H9V168H8ZM10 169H11V168H10ZM12 169H13V168H12ZM24 169H26V168H24ZM37 169H38V168H37ZM77 169H78V168H77ZM77 169H76V172H77ZM80 169H82V168H80ZM97 169H98V168H97ZM97 169H96V170H97ZM158 169H159V167H158ZM162 169L165 170V168H161V171H164V170H162ZM166 169H167V168H166ZM170 169H171V168H170ZM177 169H178V168H177ZM177 169H176V170H177ZM188 169H189V168H188ZM200 169H201V167H200ZM213 169H214V172H215V168H212V170H213ZM263 169H264V168H263ZM263 169H262V172H263ZM15 170H16V169H15ZM18 170H19V169H18ZM20 170H21V169H20ZM42 170H43V169H42ZM44 170H46V169H44ZM90 170H91V169H90ZM100 170H101V169H100ZM106 170H107V169H106ZM155 170H156V168H155ZM168 170H169V168H168L166 171H168ZM172 170H173V169H172ZM172 170H171V172H172ZM174 170H175V169H174ZM179 170H182V169H179ZM179 170H178V171H179ZM185 170H186V168H185ZM185 170H184L183 172H186ZM194 170H195V169H194ZM198 170H199V169H197V171H198ZM208 170H209V169H208ZM208 170H207V171H208ZM38 171H39V170H38ZM92 171H93V170H92ZM98 171H99V170H97L96 172H98ZM102 171H103V167H102ZM102 171H99V173L102 172ZM104 171H105V170H104ZM107 171H108V170H107ZM195 171H196V170H195ZM195 171H194V172H195ZM202 171H205V170H202ZM216 171H219V169L217 170V168H216ZM251 171H252V170H251ZM260 171H261V170H260ZM28 172H29V171H28ZM39 172H41V171H39ZM94 172H95V171H94ZM175 172H176V171H175ZM180 172H181V171H180ZM208 172H210V171H208ZM211 172H212V171H211ZM211 172H210V174H211ZM262 172H260V173L262 174ZM45 173L48 174V171H46ZM52 173H53V172H52ZM52 173L49 172V174H52ZM74 173H75V170H74ZM99 173H98L97 175H100ZM162 173H163V172H162ZM190 173H192V171H191ZM197 173H198V172H197ZM197 173H195V174H197ZM200 173H201V172H200ZM205 173H206V171H205ZM217 173H218V172H217ZM219 173H220V172H219ZM263 173H264V172H263ZM76 174H77V175H80L79 172L76 173ZM93 174L95 175V173H93ZM93 174L91 173V175H93ZM187 174H188V173H187ZM195 174H194V175H195ZM203 174H204V173H201V175H203ZM206 174H207V173H206ZM210 174H209V175H210ZM212 174H216V173H213V172H212ZM44 175H45V174H44ZM73 175H74V174H73ZM89 175H90V174H89ZM191 175H192V174H191ZM194 175H193V176H194ZM197 175H199V174H197ZM201 175H199V176H201ZM218 175H219V174H218ZM74 176H76V175H74ZM95 176H96V175H95ZM199 176H198V177H199ZM203 176H204V175H203ZM205 176H206V175H205ZM210 176H211V175H210ZM213 176H215V175H213ZM232 176H233V175H232ZM96 177H98V176H96ZM99 177H100V176H99ZM4 178L6 179L7 177H4ZM4 178H3V179H4ZM188 178H189V180H190V177H188ZM195 178H196V175H195ZM195 178H194V179H195ZM232 178H235V177H232ZM184 179H185V177L183 178V180H184ZM191 179H192V177H191ZM199 179H200V177H199ZM206 179L208 180V178H206ZM1 180H2V179H1ZM6 180H7V179H6ZM9 180H11V179L8 178L7 181L10 182ZM13 180H14V178H13ZM13 180H12V181H13ZM15 180H16V179H15ZM183 180H182V181H183ZM185 180H187V177H186ZM185 180H184V181H185ZM202 180H203V178H202ZM202 180H201V182H202ZM204 180H205V179H204ZM225 180H226V179H225ZM227 180H228V179H227ZM260 180H261V179H260ZM260 180H259V181H260ZM262 180H264V179H262ZM3 181H4V180H3ZM12 181H11V183H12ZM178 181L181 182V180H178ZM195 181H197V180H195ZM199 181H200V180H199ZM199 181H197V182L199 183ZM230 181H231V183H233L232 180H230ZM180 182H179V183H180ZM206 182H207V181H206ZM226 182L228 183L229 181H226ZM226 182H225V183H226ZM260 182H261V181H260ZM3 183H4V182H3ZM198 183H197V184H198ZM202 183H204V182H202ZM14 184H15V183H14ZM144 184H145V183H144ZM220 184H224V183L221 182ZM89 186H90V185H89ZM138 186H139V185H138ZM138 186H137V183H136V187H134V188H137V189H138V188H139ZM221 186H222V185H221ZM223 186H225V185H223ZM223 186H222V188H223ZM32 187H33V186H32ZM91 187H92V186H91ZM93 187H94V186H93ZM93 187H92V188H93ZM204 187H205V186H204ZM225 187H226V186H225ZM227 187H228V185H227ZM231 187H232V186H231ZM233 187H234V186H233ZM29 188H30V187H29ZM34 188H35V187H34ZM34 188H30V189L25 188L26 190L24 189V190H25L24 193L27 192V189H28V190H33ZM82 188H83V187H82ZM132 188H133V187H132ZM205 188L207 189L208 187H205ZM222 188H221V189H222ZM228 188H229V187H228ZM36 189H37V188H36ZM140 189H141V188H139L138 190L140 191ZM150 189H151V188H150ZM152 189H153V188H152ZM213 189H214V188H213ZM13 190H14V189H13ZM15 190H16V189H15ZM15 190H14V191H15ZM20 190H22V189H20ZM20 190H18V192H20ZM53 190H55V189H53ZM89 190H90V189H89ZM134 190H135V189H134ZM144 190H145V189H144ZM144 190H143V191H144ZM146 190H147V189H146ZM146 190H145V191H146ZM202 190H203V187H202ZM204 190H205V189H204ZM209 190H210V188H209ZM209 190H208V191H209ZM211 190H212V188H211ZM224 190H225V189H223V191H224ZM11 191H12V190H11ZM16 191H17V190H16ZM16 191H15V193H17ZM35 191H36L35 193H37V190H35ZM40 191H41V190H40ZM49 191H50V190H49ZM51 191H52V190H51ZM145 191H144V193H145ZM225 191H227V190H225ZM21 192H22V191H21ZM32 192H33V191H32ZM32 192H31V193H32ZM38 192H39V191H38ZM43 192H44V191H43ZM47 192H48V191H47ZM130 192H131V191H130ZM134 192L136 193V191H134ZM147 192H148V191H147ZM6 193L9 194L8 192H6ZM24 193H23V194H24ZM31 193H30V194H31ZM40 193H41V192H40ZM44 193H45V192H44ZM44 193H43V195H44ZM135 193H134V194H135ZM137 193H138V191H137ZM141 193H142V191H141ZM148 193H150V192H148ZM225 193H226V192H225ZM225 193H224V194H225ZM228 193H230V192H228ZM11 194H12V192H11ZM11 194H9V195H11ZM13 194H14V193H13ZM13 194H12V195H13ZM47 194H48V193H47ZM51 194H52V193H51ZM131 194H133V193H131ZM138 194H139V193H138ZM142 194H143V193H142ZM150 194H151V193H150ZM150 194H149V195H150ZM222 194H223V192H222L220 195H222ZM226 194H227V193H226ZM33 195H34V194H33ZM33 195H32L31 197H33ZM139 195H140V194H139ZM143 195H145V194H143ZM24 196H25V195H24ZM35 196H36V195H35ZM52 196H53V195H52ZM133 196H135V195H133ZM140 197H141V196H140ZM144 197H146V195H145ZM144 197H143V198H144ZM148 197H149V196H147V198H148ZM8 198H9V196H8ZM13 198H14V197H13ZM22 198H23V197H22ZM22 198H21V199H22ZM33 198H34V197H33ZM33 198H32L31 200H35V199H33ZM67 198H68V197H67ZM137 198H139V196H137ZM224 198H227V197H224ZM9 199H10V198H9ZM11 199H12V198H11ZM14 199H15V198H14ZM27 199H28V198H27ZM27 199H25V200H27ZM36 199H39V198H36ZM134 199H135V197H134ZM227 199H228V198H227ZM125 200H126V199H125ZM135 200H136V199H135ZM23 201H24V200H23ZM29 201H30V199H29ZM38 201H39V200H38ZM38 201H37V202H38ZM132 202H133V200H132ZM21 203H23V202H21ZM24 203H26V202L24 201ZM31 203H32V202H31ZM140 203H143V202H140ZM146 203H147V201H146ZM175 203H176V202H175ZM34 204H35V203H34ZM38 204H39V203H38ZM38 204H37V205H38ZM148 204H150V203H148ZM148 204H147V206H148V211H149L150 209H149V205H148ZM172 204H173V203H172ZM179 204H180V203H179ZM181 204H182V203H181ZM35 205H36V204H35ZM161 205H164V204H161ZM161 205H160V207H161ZM174 205H176V204H174ZM205 205H206V204H205ZM263 205H264V204H263ZM11 206H12V205H11ZM31 206H32V205H31ZM150 206H151V204H150ZM157 206H158V205H157ZM35 207H36V206H35ZM155 207H156V206H155ZM165 207H167V206H165ZM165 207H164V208H165ZM170 207H172V206H170ZM145 208H147V207H145ZM145 208H144V209H145ZM150 208H152V206H151ZM157 208H158V207H157ZM162 208H163V207H162ZM175 208H176V207H174V209H175ZM227 208H228V207H227ZM262 208H263V207H262ZM262 208H261V209H262ZM152 209H154V206H153ZM156 210H157V209H156ZM221 210H222V209H221ZM255 210H256V209H255ZM258 210H259V209H258ZM258 210H257V211H258ZM262 210L264 211V208H263ZM152 211H153V210H152ZM226 211H227V210L225 209V212H226ZM237 211H239V210H237ZM214 212H215V211H214ZM230 212H231V211H230ZM254 212H255V211H254ZM212 213H213V212H212ZM227 213H228V212H227ZM232 214H233V213H232ZM232 214H231V215H232ZM236 214H238V212H236ZM258 214H259V213H258ZM162 215H163V213H162ZM164 215H165V214H164ZM166 215H167V214H166ZM168 215H169V214H168ZM223 215H224V214L220 215V219L222 218V219H223V222H224L225 217H224ZM228 215H229V213H228ZM228 215H227V216H228ZM233 215H234V214H233ZM233 215H232V218H233ZM260 215H261V214H260ZM211 216H212V214H211ZM222 216H223V217H222ZM227 216H226V217H227ZM229 216H230V215H229ZM69 217H71V216H69ZM236 217H238V216H236ZM240 217H241V216H240ZM258 217H259V216H258ZM63 218H65V217H63ZM211 219H212V217L210 218V220H211ZM222 219H221V221H222ZM229 219H230V218H229ZM238 219H239V218H238ZM123 220H125V218H124ZM123 220H122V221H123ZM128 220H129V219H128ZM204 220H205V219H204ZM216 220H217V219H216ZM227 220H228V219H227ZM230 220H231V219H230ZM233 220H234V218H233ZM233 220H232V221H233ZM126 221H127V220H126ZM206 221H207V220H206ZM119 222H120V220H119ZM200 222H202V220H201ZM200 222H199V223H200ZM208 222H209V220H208ZM211 222H212V220H211ZM211 222H210V223H211ZM227 222H228V221H227ZM227 222H225V223H227ZM234 222H235V221H234ZM236 222H239V220H237ZM121 223H122V222H121ZM195 223H196V222H195ZM204 223H205V222H204ZM204 223H203V224H204ZM210 223H209V224H210ZM212 223H213V222H212ZM212 223H211V224H212ZM217 223H218V221L216 222V224H217ZM229 223H230V222H229ZM229 223H227V224H229ZM193 224H194V223H192V225H193ZM201 224H202V223H201ZM201 224H200V225H201ZM207 224H208V223H207ZM227 224H226V228H228V227H227ZM230 224H231V223H230ZM61 225H62V224H61ZM178 225H179V224H178ZM188 225H189V223H188ZM190 225H191V224H190ZM196 225H197V224H196ZM198 225H199V224H198ZM214 225H215V224H214ZM219 225H220V223H219ZM222 225H223V224H222ZM222 225H221V226H222ZM166 226H167V225H166ZM176 226H177V225H176ZM176 226H175V227H176ZM181 226H182V225H181ZM186 226H187V225H186ZM186 226H185V227H186ZM193 226H194V225H193ZM193 226H192V227H193ZM201 226H202V225H201ZM201 226H200V227H201ZM207 226H208V225H207ZM212 226H213V224H212ZM217 226H218V225H217ZM236 226H237V224H236ZM7 227H8V226H7ZM51 227H52V226H50V228H51ZM53 227H54V226H53ZM53 227L51 228V229H52L51 231H53ZM57 227H58V226H57ZM170 227L173 228L174 225H173V227H172V226H170ZM175 227H174V229H175ZM185 227H183V228H185ZM187 227H188V226H187ZM54 228H55V227H54ZM161 228H162V227H161ZM161 228H157V229H161ZM163 228H164V227H163ZM167 228H169V227H167ZM167 228H166V229H167ZM195 228H196V227H195ZM197 228H199V227H197ZM210 228H211V226H210ZM219 228H220V227H219ZM18 229H19V228H18ZM20 229H21V228H20ZM157 229H156V232H157ZM178 229L180 230V228L177 227V230H178ZM181 229H182V228H181ZM205 229H206V228H205ZM216 229H217V228H216ZM2 230H4V229H2ZM16 230H17V229H16ZM54 230H55V229H54ZM172 230H173V229H172ZM177 230H176V232H177ZM185 230H186V229H185ZM185 230H184V231H185ZM212 230H213V229H212ZM214 230H215V228H214ZM227 230H228V229H227ZM27 231H28V230H27ZM35 231H36V230H35ZM35 231H33V233H34ZM46 231H47V233H48V230H46ZM143 231H144V230H143ZM143 231H142V232H143ZM145 231H146V230H145ZM170 231H171V230H170ZM173 231H174V230H173ZM188 231H189V229H188ZM201 231H203V230H201ZM209 231H210V230H209ZM217 231H218V229H217ZM221 231H223V230L221 229ZM14 232H15V230H14ZM14 232H12V230H11L10 233H14ZM19 232H21V231H19ZM49 232H50V230H49ZM158 232H159V230H158ZM174 232H175V231H174ZM179 232H180V231H179ZM224 232H225V231H224ZM0 233H2V232H0ZM21 233H23V232H21ZM29 233H30V232H29ZM35 233H36V232H35ZM40 233H41V232H40ZM184 233H185V232H184ZM207 233H208V231H207ZM207 233H206V234H207ZM182 234H183V233H182ZM186 234H187V233H186ZM186 234H184V235H186ZM17 235H18V234H17ZM19 235H20V234H19ZM31 235H34V234H31ZM184 235H183V236H184ZM191 235H192V237H193V234H192V233L189 234L188 237H190ZM203 235H204V234H203ZM181 236H182V235H181ZM183 236H182V237H183ZM197 236H198L199 238H202V237H200L199 235H197ZM204 236H205V235H204ZM195 237H196V236L194 235V238H195ZM198 237H197V239H198ZM197 239H195V240H197ZM191 240H192V239H191ZM193 240H194V239H193ZM193 240H192V241H193ZM200 241H201V240H200ZM200 241H199V242H200ZM191 243H193V242H191ZM194 243H195V242H194ZM196 243H198V241H197ZM78 252H79V251H78ZM84 252H85V250H84ZM27 253H28V252H27ZM35 253H36V252H35ZM45 253H47V252H45ZM45 253H44V255H45ZM51 253H52V252H51ZM22 254H23V253H22ZM25 254H26V253H25ZM82 254H83V253H82ZM110 254H111V252H110ZM110 254H109V255H110ZM200 254L202 255V253H200ZM16 255H17V254H16ZM26 255H27V254H26ZM29 255H30V254H29ZM29 255H28V256H29ZM32 255H33V254H32ZM32 255H31V256H32ZM42 255H43V254H42ZM42 255H40V256L42 257ZM46 255H47V254H46ZM84 255H85V254H83V256H84ZM88 255H89V254H88ZM115 255H117V254H115ZM19 256H20V255H19ZM23 256H24V255H23ZM38 256H39V255H38ZM38 256L36 255V259H37ZM75 256H77V254H75ZM79 256H80V255H79ZM86 256H87V255H86ZM97 256H98V255H97ZM102 256H103V255H101V257H102ZM106 256H108V255H106ZM106 256H105V257L103 256V258L105 259ZM195 256H196V254H195ZM205 256H206V255H205ZM21 257H22V256H21ZM26 257H27V256H26ZM99 257H100V256H99ZM108 257H109V256H108ZM111 257H112V256H111ZM111 257H110V258H111ZM200 257H201V256H200ZM23 258H24V257H23ZM23 258H22V259H23ZM28 258H29V257H28ZM28 258H27L26 261L29 260ZM30 258H31V257H30ZM32 258H33V257H32ZM34 258H35V256H34ZM38 258H39V257H38ZM81 258H82V257H81ZM85 258H86V257H85ZM103 258H102V260H103V262H105ZM16 259H17V258H16ZM18 259H19V258H18ZM71 259H72V258H71ZM74 259H75V258H74ZM107 259H108V258H107ZM196 259H197V258H196ZM200 259H201V258H200ZM24 260H25V259H24ZM32 260H33V259H32ZM86 260H88V259H86ZM102 260H100V261H102ZM192 260H193V259H192ZM19 261H20V259H19ZM19 261H18V262H19ZM21 261H22V260H21ZM100 261L98 260V262H96V263H99ZM106 261H107V260H106ZM108 261H109V260H108ZM110 261H111V260H110ZM16 262H17V261H16ZM18 262H17V263H18ZM29 262H31V259H30ZM34 262H35V261H34ZM103 262H102V263H103ZM20 263H21V262H20ZM27 263H28V262H27ZM31 263H32V262H31ZM35 263H36V262H35ZM35 263H34V264H35ZM39 263H40V262H39ZM39 263H37V264H39ZM82 263H83V262H82ZM85 263H86V261H85ZM18 264H19V263H18ZM83 264H84V263H83ZM86 264H87V263H86Z\"/></svg>",
    "mask_w": 264,
    "mask_h": 264
}]
</instances>
